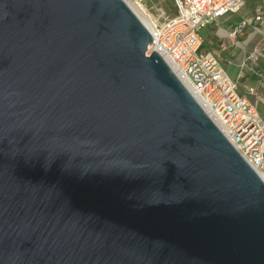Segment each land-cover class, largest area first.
I'll return each instance as SVG.
<instances>
[{"label":"water","instance_id":"obj_1","mask_svg":"<svg viewBox=\"0 0 264 264\" xmlns=\"http://www.w3.org/2000/svg\"><path fill=\"white\" fill-rule=\"evenodd\" d=\"M126 0H0V264H264V178Z\"/></svg>","mask_w":264,"mask_h":264},{"label":"built area","instance_id":"obj_2","mask_svg":"<svg viewBox=\"0 0 264 264\" xmlns=\"http://www.w3.org/2000/svg\"><path fill=\"white\" fill-rule=\"evenodd\" d=\"M173 1L174 14L166 15L162 11L154 18L147 53L155 50L177 66L193 95L199 97L198 101L225 136L264 178L263 118L238 91L237 81L227 73L218 57L199 51L201 28L224 14L237 12L244 0ZM254 19L264 23L261 9ZM248 23L247 19L239 21L228 33L229 38L233 39Z\"/></svg>","mask_w":264,"mask_h":264},{"label":"crops","instance_id":"obj_3","mask_svg":"<svg viewBox=\"0 0 264 264\" xmlns=\"http://www.w3.org/2000/svg\"><path fill=\"white\" fill-rule=\"evenodd\" d=\"M264 0L249 12L227 13L201 28L200 52L215 54L227 73L237 81L238 91L246 96L264 120V23L254 19ZM242 19L249 20L233 39L228 33Z\"/></svg>","mask_w":264,"mask_h":264},{"label":"rangeland","instance_id":"obj_4","mask_svg":"<svg viewBox=\"0 0 264 264\" xmlns=\"http://www.w3.org/2000/svg\"><path fill=\"white\" fill-rule=\"evenodd\" d=\"M129 1V0H128ZM141 4L145 10L152 15L153 18H156L162 14V11L166 15H172L174 13V8L172 6V0H135ZM260 3V0H244L240 13L249 12V10Z\"/></svg>","mask_w":264,"mask_h":264},{"label":"bare ground","instance_id":"obj_5","mask_svg":"<svg viewBox=\"0 0 264 264\" xmlns=\"http://www.w3.org/2000/svg\"><path fill=\"white\" fill-rule=\"evenodd\" d=\"M128 2V4L131 6V8L136 12V14L142 19V21L149 27H153L154 24V18L152 17L151 14H149L145 8L139 4L138 2H136L135 0H126ZM167 60V62L172 66V68L177 72V74L179 75V77L183 80V82L186 84V86L191 90V87L189 85V82L180 75V73L178 72V68L177 66L171 62L169 59L165 58ZM192 91V90H191ZM194 95L196 96V98L199 100V97L194 93ZM207 110V109H206ZM207 112H209L207 110ZM210 114V113H209ZM211 116V114H210ZM212 117V116H211Z\"/></svg>","mask_w":264,"mask_h":264},{"label":"trees","instance_id":"obj_6","mask_svg":"<svg viewBox=\"0 0 264 264\" xmlns=\"http://www.w3.org/2000/svg\"><path fill=\"white\" fill-rule=\"evenodd\" d=\"M172 2H173V3H172V6H173V8H174V13H175V12H176L175 4H174V1H173V0H172ZM174 13H173V14H174Z\"/></svg>","mask_w":264,"mask_h":264}]
</instances>
